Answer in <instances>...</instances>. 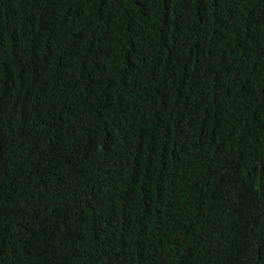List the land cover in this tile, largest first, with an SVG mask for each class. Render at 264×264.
<instances>
[{
    "label": "trees",
    "instance_id": "16d2710c",
    "mask_svg": "<svg viewBox=\"0 0 264 264\" xmlns=\"http://www.w3.org/2000/svg\"><path fill=\"white\" fill-rule=\"evenodd\" d=\"M0 264H264V0H0Z\"/></svg>",
    "mask_w": 264,
    "mask_h": 264
}]
</instances>
